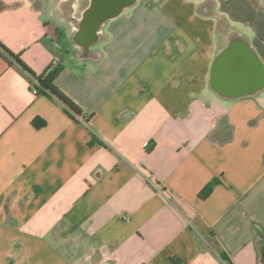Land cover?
Masks as SVG:
<instances>
[{
	"label": "crops",
	"instance_id": "0c3cea01",
	"mask_svg": "<svg viewBox=\"0 0 264 264\" xmlns=\"http://www.w3.org/2000/svg\"><path fill=\"white\" fill-rule=\"evenodd\" d=\"M91 1L0 0V43L89 116L0 57V264H264V85L211 82L235 38L264 69V0Z\"/></svg>",
	"mask_w": 264,
	"mask_h": 264
},
{
	"label": "water",
	"instance_id": "95a60500",
	"mask_svg": "<svg viewBox=\"0 0 264 264\" xmlns=\"http://www.w3.org/2000/svg\"><path fill=\"white\" fill-rule=\"evenodd\" d=\"M136 0H92L86 9L82 23L94 24L118 14ZM211 82L224 95L251 94L264 85V69L245 41L235 38L216 57Z\"/></svg>",
	"mask_w": 264,
	"mask_h": 264
},
{
	"label": "trees",
	"instance_id": "16d2710c",
	"mask_svg": "<svg viewBox=\"0 0 264 264\" xmlns=\"http://www.w3.org/2000/svg\"><path fill=\"white\" fill-rule=\"evenodd\" d=\"M0 57L3 58L8 65H15L20 72L25 74L32 88L37 92V94H45L53 100L59 101L63 105L64 112L72 119L87 123L89 116L83 114V110L80 106L75 103L67 94H65L56 84L55 78L61 71V65L57 62H52L45 67L43 72L39 75H35L31 70L19 60V56L11 53L3 44L0 43ZM33 123L36 126L42 124L39 118H35ZM217 180H213L211 183L206 185L200 192L199 196L205 198L209 195L212 190V186ZM223 256V254L221 253Z\"/></svg>",
	"mask_w": 264,
	"mask_h": 264
},
{
	"label": "flooded vegetation",
	"instance_id": "af4514ba",
	"mask_svg": "<svg viewBox=\"0 0 264 264\" xmlns=\"http://www.w3.org/2000/svg\"><path fill=\"white\" fill-rule=\"evenodd\" d=\"M101 22H103V20H101V19L99 20L98 19V20L95 21L94 25H97L98 23H101Z\"/></svg>",
	"mask_w": 264,
	"mask_h": 264
},
{
	"label": "built area",
	"instance_id": "2783aa9c",
	"mask_svg": "<svg viewBox=\"0 0 264 264\" xmlns=\"http://www.w3.org/2000/svg\"><path fill=\"white\" fill-rule=\"evenodd\" d=\"M54 62H56V61H54Z\"/></svg>",
	"mask_w": 264,
	"mask_h": 264
}]
</instances>
